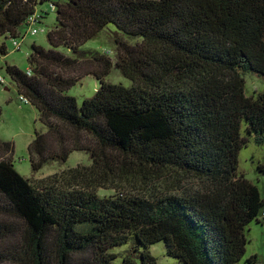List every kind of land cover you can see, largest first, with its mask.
<instances>
[{
  "label": "trees",
  "instance_id": "1",
  "mask_svg": "<svg viewBox=\"0 0 264 264\" xmlns=\"http://www.w3.org/2000/svg\"><path fill=\"white\" fill-rule=\"evenodd\" d=\"M51 12L49 48L32 44L28 71L6 68L57 128L58 148L36 134L32 169L74 152L92 164L35 185L0 138V264H159V243L177 264L240 263L264 214L239 171L251 139L264 144V91L246 95L247 75L264 80V0H0V55ZM107 28L115 63L86 47ZM114 69L131 84L108 82ZM87 76L99 87L79 104L68 92Z\"/></svg>",
  "mask_w": 264,
  "mask_h": 264
},
{
  "label": "rangeland",
  "instance_id": "2",
  "mask_svg": "<svg viewBox=\"0 0 264 264\" xmlns=\"http://www.w3.org/2000/svg\"><path fill=\"white\" fill-rule=\"evenodd\" d=\"M43 10L50 12L47 5L43 6ZM55 24L54 13L51 12L43 23V26H37L39 33L29 34L21 40H15L14 44L9 39L6 40L8 55H0V77L4 82H0V107L3 110V116L0 121V138L4 141L13 142L15 145L14 166L15 169L25 178L31 180L37 185L40 181L47 179L53 175L61 174L67 169L76 168L78 166H90L92 164L90 156L84 152H74L70 155L67 162L51 161L39 172H34L30 161L29 147L36 138V134L40 133L47 137V140L53 142V146L57 147L55 139L57 128L54 131L43 125L37 109L26 101L24 97H20L16 84L11 80L6 68L8 65L16 66L22 71H28V57L32 44H37L49 48L47 34ZM121 38L114 29L107 28L100 32L98 36L86 44L87 48L100 50L103 54L108 55L113 62L117 61V44L116 41ZM124 41V38H122ZM126 41H132L125 38ZM134 42H136L134 40ZM18 47V48H17ZM114 62V63H115ZM108 82L118 85L129 86L131 83L122 74L114 69L107 78ZM99 84L92 76H87L73 87L68 93L75 97L79 104L84 99L92 98L98 89ZM264 91V80L253 75L246 76V95L253 96L256 93ZM62 136L66 145H69L71 133L62 130ZM61 149H59V152ZM262 169V171L259 170ZM239 171L243 173L248 180L258 186L262 199L264 200V144L258 145L253 139L249 146L240 154ZM190 187L198 186L197 182L189 181ZM197 188V187H195ZM102 197H110L121 194L118 189H100L98 191ZM262 224L253 223L249 227L246 236L248 239L247 252L242 261L238 264H251L248 262L252 257H257L258 264H264V214L260 216ZM124 248L119 249L122 251ZM115 250V254H119ZM152 255L157 258L159 264H177L173 258L166 256L165 246L163 243L156 244L151 247ZM123 255V252H121ZM119 254L118 256H121ZM253 264V263H252Z\"/></svg>",
  "mask_w": 264,
  "mask_h": 264
},
{
  "label": "built area",
  "instance_id": "3",
  "mask_svg": "<svg viewBox=\"0 0 264 264\" xmlns=\"http://www.w3.org/2000/svg\"><path fill=\"white\" fill-rule=\"evenodd\" d=\"M32 34H37V31L35 29L32 30ZM18 48V47H17ZM0 82H4V80L0 77Z\"/></svg>",
  "mask_w": 264,
  "mask_h": 264
}]
</instances>
